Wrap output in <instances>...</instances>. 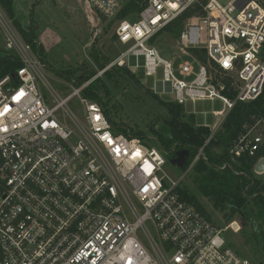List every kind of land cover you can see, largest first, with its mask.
<instances>
[{
	"label": "built area",
	"instance_id": "built-area-1",
	"mask_svg": "<svg viewBox=\"0 0 264 264\" xmlns=\"http://www.w3.org/2000/svg\"><path fill=\"white\" fill-rule=\"evenodd\" d=\"M84 1L111 21L125 2ZM197 6L203 14L187 19L176 48L196 66L186 61L175 67L153 41ZM116 21L117 41L133 44L108 69L143 67L153 77L162 69L157 91L174 95L179 105L220 100L226 111L217 112L219 122L209 127L213 135L238 103L263 94L264 0L226 6L216 0H146L137 20ZM0 42L21 64L0 81V264H252L179 193L197 163L208 162L205 149L213 135L183 178L170 179L160 147L118 133L103 105L83 96L99 77L62 99L48 81L39 46L27 42L1 5ZM76 96L80 116L68 107ZM263 125L258 120L244 126L230 150L231 163L257 155ZM229 228L240 230L238 223Z\"/></svg>",
	"mask_w": 264,
	"mask_h": 264
},
{
	"label": "rangeland",
	"instance_id": "rangeland-1",
	"mask_svg": "<svg viewBox=\"0 0 264 264\" xmlns=\"http://www.w3.org/2000/svg\"><path fill=\"white\" fill-rule=\"evenodd\" d=\"M216 1L226 6L233 0ZM14 13L24 29L31 24L35 26L36 43L48 65V81L62 99L74 92L77 87L75 82L78 81L80 74L88 76L96 72V77H101L105 83L108 82L104 71L98 68V63L92 54L99 55L98 59H101L106 70L133 44L119 43L115 38L117 21L110 24L111 20H104L94 11L92 12L84 0H15ZM186 26L187 20L184 30ZM20 33L23 36L21 31ZM179 38L180 36L176 39L170 33L164 32L154 44L164 59L175 61V67L186 61L196 66L191 58L182 57L185 53L176 49ZM0 48H2L1 42ZM126 62L128 63V59ZM125 67L135 74L136 80L125 77L120 79L116 75L118 71L113 69L114 79L118 80L119 84L118 89L112 87L113 96L109 104L112 118L117 122L128 123L134 129L148 131V126L153 124V120L165 114V110L150 99L149 94L154 93L164 102H172L175 97L170 93L159 94L157 91V82L163 78L162 69H159L157 76L153 77L147 76L143 67L136 69ZM77 68H81L82 71L76 72L73 78L63 77L60 73L65 70H77ZM179 78L182 79V77ZM44 92L49 98V93L45 89ZM68 107L76 115H81L82 107L79 97H73ZM185 110L188 114L195 116L199 126L213 128L220 119L217 112L225 113L226 107L220 100H197L186 103ZM260 132L264 134V125L260 128ZM149 137L152 142L153 137ZM166 159V165L163 167L164 174L170 179H182L186 174L184 169L173 166L169 155ZM194 177L193 172H190L182 180V185L196 193L211 222L223 231L222 238L226 245L252 264H264V248L258 244L257 239L263 240L264 243V220L253 208L252 202L247 204L244 210L246 214H233L228 208L225 210L216 208L195 188ZM256 177L264 182V174H256ZM233 223H238L239 232L229 228ZM234 228L237 229V226Z\"/></svg>",
	"mask_w": 264,
	"mask_h": 264
},
{
	"label": "trees",
	"instance_id": "trees-1",
	"mask_svg": "<svg viewBox=\"0 0 264 264\" xmlns=\"http://www.w3.org/2000/svg\"><path fill=\"white\" fill-rule=\"evenodd\" d=\"M14 1L0 0V5L7 15L14 20L17 28L22 32L27 42L33 44L35 49H38L35 26L31 24L28 28H23L21 22L16 19ZM145 4L146 0H125L116 20H137L138 14L143 11ZM195 14H203V11L198 6L188 10L160 33L158 37L164 32H168L177 39L184 30L185 21ZM116 20L111 21L110 24L115 23ZM158 37L154 39L153 43ZM115 38L117 39L116 35ZM41 55H43L42 52ZM92 56L98 63V68L104 71L106 67L102 64L101 59H98L99 55L94 53ZM20 67L21 64L14 55L0 48V81L8 75L16 74V71ZM113 69L118 71L116 75L120 79L125 77L129 80H136L135 74L128 67L115 65L104 72L105 77L108 79L107 83L103 82L101 77L96 78L83 91V96L103 105L107 117L112 125L118 129V133L130 135L131 137L147 141L151 146L160 147L167 156L169 155L170 161L177 157L178 151H189L188 164L184 168V171H186L197 155L198 150L212 137V130L206 126H199L196 123L195 116L186 112L185 106L179 105L174 101L164 102L152 92L149 94L150 99H153L162 107L165 110V114L157 116L153 120V124L148 126V131L134 129L123 121H115L109 108L110 99L113 96L112 87L118 89L119 84L118 80L114 79L115 73ZM81 71V68H77V70H65L60 73L63 77L73 78L76 72L80 73ZM96 75V72H92L88 76L80 74L78 81H76L77 87L83 86L86 82L94 79ZM224 82L230 87V79L227 78ZM258 120H264V91L257 100L249 103H238L235 106L205 149L208 162L200 161L197 163L193 170V176H195V188L199 190L202 197L209 199L216 208L222 210L228 208L233 214H246L244 210L247 204L252 202L253 208L260 213V216L264 220V182L256 177L254 171L256 163L260 158H264V145L255 157L245 155L236 163H231L230 159V150L234 142L244 133V126L247 124L253 125ZM149 136L153 137L152 142ZM228 163H231L232 167L222 169ZM179 193L184 200L193 204L210 220L202 208L198 196L192 189H188L182 185L179 188ZM257 239L258 244L264 248L263 240Z\"/></svg>",
	"mask_w": 264,
	"mask_h": 264
},
{
	"label": "water",
	"instance_id": "water-1",
	"mask_svg": "<svg viewBox=\"0 0 264 264\" xmlns=\"http://www.w3.org/2000/svg\"><path fill=\"white\" fill-rule=\"evenodd\" d=\"M176 155L177 157L171 160V163L173 166H176L179 169H183L185 165L187 164L190 153L187 150H180L177 152ZM254 171L257 174H264V158L256 163L254 167Z\"/></svg>",
	"mask_w": 264,
	"mask_h": 264
},
{
	"label": "crops",
	"instance_id": "crops-1",
	"mask_svg": "<svg viewBox=\"0 0 264 264\" xmlns=\"http://www.w3.org/2000/svg\"><path fill=\"white\" fill-rule=\"evenodd\" d=\"M261 159H263V158H260V160H261ZM260 160H259V161H260ZM259 161H258V162H259ZM256 174H257V173H256ZM258 175H261V174H258Z\"/></svg>",
	"mask_w": 264,
	"mask_h": 264
}]
</instances>
